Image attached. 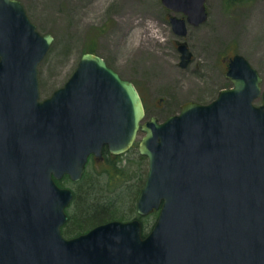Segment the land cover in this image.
Here are the masks:
<instances>
[{
    "label": "water",
    "instance_id": "obj_1",
    "mask_svg": "<svg viewBox=\"0 0 264 264\" xmlns=\"http://www.w3.org/2000/svg\"><path fill=\"white\" fill-rule=\"evenodd\" d=\"M174 33L206 21V0H161ZM53 36L19 0H0V264H264V100L261 77L241 54L231 82L209 103L193 100L159 121L145 117L134 83L99 55L40 99L37 67ZM179 66L192 52L178 42ZM148 170L138 218L109 220L73 237L61 226L73 198L56 180L81 179L90 154L125 153L137 139Z\"/></svg>",
    "mask_w": 264,
    "mask_h": 264
},
{
    "label": "rangeland",
    "instance_id": "obj_2",
    "mask_svg": "<svg viewBox=\"0 0 264 264\" xmlns=\"http://www.w3.org/2000/svg\"><path fill=\"white\" fill-rule=\"evenodd\" d=\"M19 1L36 29L53 36L37 67L41 99L61 87L81 54L90 51L135 84L144 98L145 119L155 116L162 121L178 113L188 100L211 102L220 89L231 86L225 73L236 53L257 70L264 89V0H206V21L199 26L188 24L184 37L174 33L169 16L185 15L165 8L161 0ZM147 27L156 31L157 39L148 47H137L144 42ZM183 41L192 52L186 67L179 66L177 50V43ZM254 103L264 101L259 96ZM136 144L116 157L89 159L79 181L68 177L61 181L74 194L66 209L73 220L62 227L64 233L69 227V235L75 236L96 225L89 224L94 219L79 222L87 194L88 199L107 204L103 222L139 218L143 234L150 230L157 210L139 216L135 207L148 170L147 158L138 153Z\"/></svg>",
    "mask_w": 264,
    "mask_h": 264
},
{
    "label": "trees",
    "instance_id": "obj_3",
    "mask_svg": "<svg viewBox=\"0 0 264 264\" xmlns=\"http://www.w3.org/2000/svg\"><path fill=\"white\" fill-rule=\"evenodd\" d=\"M111 157H116V156H111ZM65 177L66 176H64L62 179H60V180L57 181L59 185H61V181ZM90 193L93 194V191H91ZM89 196H90V194H87V201L85 200L82 203L83 204V208H81L80 213H79V215H80L79 216L80 217L79 222L80 223H84L86 221L85 224H87V221H90L91 219H94L93 221H90L89 224H93L94 225V224H97V223H101V222H103L106 219V217H105L106 214L105 213H107V212L105 211L106 210L105 207H106L107 204L106 203H99L98 200L93 201V199H90V198L88 199ZM73 199H74V197H73ZM153 211H155V210H153ZM71 220H73L72 219V215L69 214L68 220L66 221L65 224H67V222H69ZM71 231L72 230L69 229V227H68L67 228V233H64L63 231L62 232L65 235L67 234V236H72V235H69V233H72Z\"/></svg>",
    "mask_w": 264,
    "mask_h": 264
},
{
    "label": "flooded vegetation",
    "instance_id": "obj_4",
    "mask_svg": "<svg viewBox=\"0 0 264 264\" xmlns=\"http://www.w3.org/2000/svg\"><path fill=\"white\" fill-rule=\"evenodd\" d=\"M230 58H231V57H230ZM230 58H229V60H230ZM229 60H228V62H227V68H228ZM137 89H138V88H137ZM138 91H139V90H138ZM139 94H140V96H141V99H142L143 105H144V107H145L144 98H143L142 94L140 93V91H139ZM161 101H162V98H160V99L158 100V102H161ZM111 156H119V155L111 154V153L107 150V148L104 147L103 150H102V155H101V156L96 157L95 155L90 154L89 157H88V161H89V159H91V158H94V159H96V160H103V159H108V158H110Z\"/></svg>",
    "mask_w": 264,
    "mask_h": 264
},
{
    "label": "bare ground",
    "instance_id": "obj_5",
    "mask_svg": "<svg viewBox=\"0 0 264 264\" xmlns=\"http://www.w3.org/2000/svg\"><path fill=\"white\" fill-rule=\"evenodd\" d=\"M148 32L146 31V36H145V40L143 43L137 44V47H141V46H145L148 47L150 45H152L151 42H153L152 40L157 39V36L155 35L156 31H153L152 28L151 30L147 27Z\"/></svg>",
    "mask_w": 264,
    "mask_h": 264
}]
</instances>
